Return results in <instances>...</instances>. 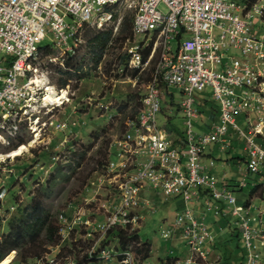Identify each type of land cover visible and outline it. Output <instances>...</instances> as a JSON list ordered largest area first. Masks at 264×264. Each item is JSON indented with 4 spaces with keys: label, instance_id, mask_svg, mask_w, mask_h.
Here are the masks:
<instances>
[{
    "label": "built area",
    "instance_id": "2783aa9c",
    "mask_svg": "<svg viewBox=\"0 0 264 264\" xmlns=\"http://www.w3.org/2000/svg\"><path fill=\"white\" fill-rule=\"evenodd\" d=\"M135 1L133 32L140 39L125 43L127 63L115 65L123 76L137 69L136 82L152 70L142 108L128 121L127 132L117 142L118 161L109 159L107 165L106 176L116 185L120 202L98 224L99 228L92 220L85 221L92 233H98L97 245L103 246L97 253V247L93 248L88 258H102L104 264H139L141 239L135 226L143 219L141 211L152 205L141 192L153 187L186 202L206 198L208 209L215 214L221 213L219 205L211 202L223 203L226 214L235 217L239 225L246 264H263L259 249L264 244L262 215L259 226L251 224L257 218H251L238 203L232 187L218 184L212 173L216 161L207 154L213 144L228 147L231 135L241 138L246 166L239 187L248 184L249 175L257 176L254 186L264 187V37H259L253 23L256 15L264 14L263 0L245 5L235 0H0V142L18 140L26 123L34 134L33 143L41 139L49 125L58 130L69 126L62 119L55 124L53 114L48 121L41 120V114L49 115L70 102V95L68 92L62 103H45L48 86L33 81L36 76L42 77L36 66L42 51L40 43L51 35L53 46H66L63 54L75 55L86 26L107 23L120 4L132 7ZM162 3L167 11L161 8ZM230 49L239 50L241 56L230 55ZM207 87L211 93L207 97L213 101L219 119L211 120L207 131L199 133L194 126V119L201 116L198 94L206 93ZM167 88H177L182 94L177 103L184 114L182 134L170 133L159 123L165 113ZM11 159L0 153V171ZM7 193L6 188L1 190L0 199ZM206 218L187 207L177 213L174 227L161 228L164 239L180 230L190 250L185 264H212L210 246L215 236ZM67 219L63 211L59 221ZM116 228L125 229L130 238L137 234L139 239L124 245L114 236L118 244L113 249L105 242ZM66 258L64 263L59 262L78 264Z\"/></svg>",
    "mask_w": 264,
    "mask_h": 264
},
{
    "label": "rangeland",
    "instance_id": "374dc122",
    "mask_svg": "<svg viewBox=\"0 0 264 264\" xmlns=\"http://www.w3.org/2000/svg\"><path fill=\"white\" fill-rule=\"evenodd\" d=\"M235 1L245 5L247 2L260 0ZM136 4L137 1L133 3L132 7L120 4L113 11L115 17L110 21L101 26L90 24L84 28L85 32L94 29L104 32L113 30V42L110 43L109 48L98 64L94 60L95 54L84 35L83 42L75 54L77 55L76 61L84 66L79 72L66 67L64 59L66 60L67 55L70 54L67 52L63 54L65 48H67L66 46L64 48L53 46L56 53L53 55L41 51L36 66L42 75V79L50 80L51 86L59 92L61 89H67L70 95V102L61 108H56L49 115L41 114V120L46 119L48 121L50 119L48 116L53 114L51 118L55 119V124H57V120L65 119L69 126L58 130L54 125H49L42 132L41 139L37 143H33L34 134L28 128V123H26L21 128L18 140L12 141L10 144L4 143L5 141L0 142L1 154H7L10 150L24 144H33L22 155L12 157L6 168L0 171V190L5 188L8 190L7 196L0 199V239L9 231L11 224L19 218L20 211L29 206L33 198H41V196L46 210L52 214V217L58 218V236L60 239L55 245L45 242L47 232L43 231L40 242H44L42 243L44 251L42 250L39 257H29L27 260H23L27 248L25 246L12 251L15 252V257L8 264H50L51 262L62 264L61 262L64 263L66 257L77 261L78 264H104L102 258H88L93 248L97 247L95 249L97 253L103 246L102 244L97 245L98 233H92L91 226L85 224V221L90 219L94 222L95 228H99L98 224L104 222L120 202L116 185L110 182V179L106 176L107 165L109 159L118 161L119 147L117 142L127 132V123L131 116L135 114L137 109L141 110L140 97L145 94L148 85V74H145L142 79L136 82V77L131 76V74H129L130 76H123L118 73L115 65L116 63H127L125 43L118 41L117 37L120 36L123 17L134 14ZM161 8L167 11L164 3L161 4ZM253 23L259 37H264L262 16L256 15L253 18ZM134 39L140 38L134 34ZM52 43V36L49 35L40 44L46 46ZM73 43V39H70L69 45L73 46ZM229 54L237 57L241 56L240 51L235 49H230ZM66 79L68 84L62 85V80ZM26 80L27 78L20 79V82L23 83ZM171 90L178 99L182 98V94L177 88ZM130 94L136 95L133 101H129L131 99ZM198 95L201 102L204 103L205 97L211 95L210 88L207 87L206 93H199ZM211 103L214 104L213 101ZM202 106L205 107L204 104H201ZM164 115L165 113L159 117L160 124L165 121ZM136 116L137 114H135ZM169 116H171L172 123L178 132L181 133L184 129L183 116L175 110L169 113ZM195 124L199 125L198 122H195ZM230 144L228 143V145ZM233 144H235V147L231 145L232 147L222 148L221 143L213 145L214 148L211 147L216 160L214 177L219 182H221L220 175L222 173L220 171L223 164L225 170L229 171L232 180L238 181V183L243 180L239 168L242 165L244 166V162L242 161L238 165L239 161L236 158L239 149L240 152L244 150L245 143L241 138L235 137ZM75 151L82 156L74 155ZM58 170H60V173L66 174V178H63L57 172ZM56 173H58V182L50 183V179L53 175L56 176ZM258 187L256 194L253 195V201H251L253 186L249 185L247 188L235 191L239 204L244 205L249 200L254 205L250 210V217L257 218L256 221H251L254 226L260 225L259 210L263 211L264 208H258L264 206V200L262 199L264 189L261 186ZM141 197L149 200L153 205L142 212L145 217L135 226L140 233V249H143L146 242L151 243L154 249L146 261L142 257L141 250H139L137 259L139 264H164L163 259L173 258L181 254L187 247L185 244H177L176 241L166 240L161 236V228H167L173 224L178 210L181 208L182 200L158 193L153 187L142 190ZM189 207L197 209L198 203L190 202ZM141 209V207L137 208L136 212ZM63 211H66V215L70 219L61 223L59 218ZM212 211L208 209V205L202 210L204 215H209ZM262 219L264 221L263 214ZM237 231L240 233L239 225L236 224L232 233H229V237H234L232 241L224 234V230H220L219 235L216 234L219 237V241H217L219 250L222 251L216 264H228L231 260H234L235 264L244 263V244L242 237L237 235ZM226 239L231 241L230 245L229 242H225ZM105 243L113 249H116L118 244L113 235ZM225 243L228 247L225 246ZM224 247H226L227 254L224 252ZM229 248L232 249V252L229 251ZM259 249L261 252L260 262L264 264V244H260ZM189 252V247H187L186 259L189 258ZM233 255L235 256L233 257ZM185 258L180 261L174 259L169 264L172 262L174 264H185V261H183ZM88 259L89 261L102 260V263H91ZM209 260L212 261L210 263L215 264V259L209 257ZM0 264H2V261H0Z\"/></svg>",
    "mask_w": 264,
    "mask_h": 264
},
{
    "label": "trees",
    "instance_id": "16d2710c",
    "mask_svg": "<svg viewBox=\"0 0 264 264\" xmlns=\"http://www.w3.org/2000/svg\"><path fill=\"white\" fill-rule=\"evenodd\" d=\"M252 2H256V1H252ZM113 17H115V14H113ZM262 20L264 21V14L262 16ZM133 22H134V14H132L131 16L129 15V16L123 17L121 21L122 29L119 33L120 36L117 37L118 41H122V43H126L127 40L132 41L134 39ZM89 32L84 31V37L87 39L89 46L92 49V52L95 54L94 60L96 61V64H98V62H100L103 55L105 54L106 50L109 48L110 43L113 42L112 41L113 40V30L111 29L110 31L104 32L101 30L94 29L93 31H89ZM41 50L45 51L46 54H51V55L56 54L55 51L53 50L52 44L41 46ZM76 56L77 55L68 56L65 60L66 61L65 65L67 68H73L75 72H79L80 70L84 68V66L82 63H78L76 61L77 59ZM151 70L149 72L148 71L144 72V74L140 76V79H142V77L145 74H148L149 79H150ZM138 72L139 71L135 69L129 74H131V76L133 77H137ZM67 81H68L67 79L62 80L61 84L62 85L68 84ZM129 97L131 98L129 99V101H133L136 95L130 94ZM140 98H141L140 102L142 105L143 95ZM174 98H175V93L171 89L167 88L166 95H165V101H164V108H165L164 112H166V110L169 109V106L175 105ZM211 106L214 109L213 107L214 105H211ZM199 109L203 116L207 115V116L212 117L214 114V112H212L211 110L208 111L203 106L202 107L199 106ZM138 113H139V110L137 109L135 111V114H138ZM135 114L131 116V119L135 118ZM168 130L172 132L174 130V126L170 124V127L168 126ZM175 132H177L178 134H182L183 131L180 133L176 129ZM74 155L78 156L81 154L75 151ZM57 172L60 173V170H58ZM57 174L58 173H56V176L55 175L52 176V178L49 181L50 183L58 182L59 178H57L58 176ZM60 174L62 175L63 178H66L67 176L66 174L65 175L62 173ZM218 184L227 185L225 182H223L222 184L218 182ZM258 186L259 185L253 188L252 195L257 192L259 188ZM201 192L204 193L205 195L208 194L206 191L205 192L201 191ZM20 212H21V215L19 216V218L11 224L9 231L6 234H4L3 237L0 239V261H2L5 255H7L8 253L14 250H18L19 248H24L25 246H27V248L25 249L23 260H27V258L29 257L30 258L39 257L40 253H42V250H43L42 243L44 242H40V238H41L43 231L47 232V238L45 239V242L47 241L55 245L58 243L60 239V237L58 236V231H59L58 218L56 219L52 217V214L46 210V207L43 204L42 196L41 198L39 197L33 198L32 203L29 206L25 207ZM111 235L119 238L120 242L124 245H127L130 240L132 241V240L139 239V235L137 234H134L131 238L128 237L129 233L125 229H122V228L114 229ZM143 246L144 247L143 249H141L140 252H142V257L144 258V260H147L150 256L151 245L150 243L146 242L144 243ZM243 259H244V255H243Z\"/></svg>",
    "mask_w": 264,
    "mask_h": 264
},
{
    "label": "crops",
    "instance_id": "0c3cea01",
    "mask_svg": "<svg viewBox=\"0 0 264 264\" xmlns=\"http://www.w3.org/2000/svg\"><path fill=\"white\" fill-rule=\"evenodd\" d=\"M182 99V98H181ZM181 99H178L177 98V96L175 95V98H174V101H175V104H179V102L181 101ZM176 105V106H170L169 107V109L170 110H166V115H164L165 116V121H164V127H165V129L168 131V132H170L169 130H168V126L170 127V124H172L173 126H174V124L172 123V118H171V116H169V113H171L173 110H175L176 112H178L179 114H181V116H183L182 117V119H183V127H184V114H183V111H182V109H181V107L179 106V105ZM201 104L203 105L204 104V106H205V108L209 111V110H211L212 112H214L215 110V108L213 109L212 108V106L211 105H214V104H212L211 103V100L208 98V97H205V102L204 103H202V102H200L199 103V105L198 106H201ZM207 105V106H206ZM211 116H203L202 114H201V116L199 117V118H197V119H194L195 121H194V126H195V130L197 131V132H199V133H202V132H205V131H207V126L209 125V123H211V120H213V119H219V113H218V111H216V112H214V114H213V116L210 118ZM62 120H65V119H62ZM195 122L197 123L198 122V126H197V124H195ZM204 128L203 130L201 129V128ZM177 128L174 126V132L172 131V132H170V133H174V134H177V132H175V130H176ZM233 136V137H232ZM235 137H237V136H234V135H231L230 136V145L228 146V147H230L231 145L232 146H234L235 147V144H233L234 143V138ZM213 145H216V144H213ZM213 145H211L210 146V148L209 149H207V154H208V156L209 157H211V158H214V154H213V151L211 150V147L213 146ZM231 146V147H232ZM215 146H213L212 148H214ZM222 148H224V146L222 147ZM207 159V158H206ZM206 159H205V161H206ZM236 160H238L239 162H238V165H239V163L241 164V162L243 161L244 162V166L242 165L240 168H239V170H240V173H241V176L243 177V174H242V171L245 169V166H246V156H245V151L243 150V151H241L240 152V149H239V151H238V156H237V158H236ZM215 169H216V163H215V165H214V167L212 168V173L214 174V172H215ZM222 174L220 175V180H221V182H219L220 184H222L223 182H225L228 186H230V187H232L233 188V190L234 191H236L237 189H239V190H242V189H244V188H247L249 185H251V186H253V188L255 187V186H257V185H253V182L255 181V180H257V176H255V175H249L248 176V178H247V182H248V184L244 187V188H241V187H239V184H240V182L238 183V181H235V180H232V177L230 176V173H229V171L228 170H225V165L223 164V168H222V170L220 171ZM259 186H261L262 187V189H264V187L262 186V185H259ZM252 191H253V189H252ZM159 193V192H158ZM256 194V193H255ZM255 194H253V195H255ZM253 195H252V197H251V201H253ZM177 198H180L181 200H182V205H181V208L178 210V212L179 211H181V210H183L184 208H187V207H189V203L190 202H186L185 200H183L182 199V197H177ZM262 199L264 200V194H263V196H262ZM180 200V201H181ZM194 202H197L198 203V207H196L197 209H192L197 215H202V216H204V213L202 212V210H204L205 208H206V205H207V200H206V198H202V199H196V200H193ZM193 201H191V202H193ZM152 203V202H151ZM248 203V204H247ZM219 205V210H220V214H215V212L214 211H212L209 215H205L207 218H206V222L208 223V225L210 226V228H211V230H212V232H213V235L215 236V239H214V242L211 244V255H210V257L211 258H213V259H215V264L217 263L216 261H217V259H219V257H220V254L222 253V251H220L219 250V247H218V242L217 241H219V237H218V235L220 234V230L222 231V230H224V234H226L228 237L230 236V234L232 233V230H234L235 229V226H236V223H235V217H232L230 214H226V212H227V208L225 207V205L223 204V203H217V202H215V201H212L211 202V205H213V206H215V205ZM153 205V204H152ZM152 205H151V207H152ZM248 211H249V213H251L250 212V210L252 209V207L254 206L253 204H252V202H250L249 200H247L246 201V203L243 205ZM262 207H264V206H259L258 208H262ZM189 208H192V207H189ZM263 211H261V210H259V214L260 215H264V208L262 209ZM141 211V210H140ZM143 211H145V210H142L141 211V215L143 216V219H144V215L142 214V212ZM177 216V215H176ZM176 218V217H175ZM175 220V219H174ZM169 225H171V224H169ZM174 225V221H173V224L171 225V226H169V228H172V227H174L173 226ZM229 225V226H228ZM174 229V228H173ZM215 233V234H214ZM219 233V234H218ZM230 233V234H229ZM140 234V233H139ZM216 234H218V235H216ZM222 234V233H221ZM241 233H239V231H237V235L240 237L241 235H240ZM234 236V235H233ZM233 238L234 237H229L228 239L229 240H233ZM172 240V241H176L177 242V244L179 243H181V244H185V246H188L187 245V243L183 240V238L181 237V232H180V230L179 229H177L173 234H172V236L170 237V238H167L166 240ZM229 240H225V242H229V245H230V242L231 241H229ZM150 245H151V252H150V256H151V253H152V251H153V249H154V246L150 243ZM225 246L226 247H228L227 246V244L225 243ZM226 247H224V252H225V254H227V250H226ZM229 251L230 252H232V249L231 248H229ZM234 252H236L235 250H234ZM217 254H218V256H217ZM224 254V253H223ZM186 255H187V247L181 252V254H178L177 256H175V257H173V258H170V257H168V258H166V259H163V262H164V264H165V262H167V264H169L172 260H174V259H176V261L177 260H181V259H183V258H185L186 257ZM149 256V257H150ZM235 255H233V257H234ZM233 257H232V259H233ZM177 258H180V259H177ZM169 259H170V261H169ZM146 261V260H145ZM171 264H174L173 262L171 263ZM228 264H235V262H234V260H231V262H229ZM243 264H246V250H245V248H244V263Z\"/></svg>",
    "mask_w": 264,
    "mask_h": 264
},
{
    "label": "bare ground",
    "instance_id": "6f19581e",
    "mask_svg": "<svg viewBox=\"0 0 264 264\" xmlns=\"http://www.w3.org/2000/svg\"><path fill=\"white\" fill-rule=\"evenodd\" d=\"M34 82H37L39 85L41 84L42 86H48V94L45 98V103H62L63 99L67 98V89L63 91L62 94L58 93L56 89H54V87L48 85V81L47 79H42V77L40 76H36L33 80ZM39 135V134H38ZM37 135V136H38ZM33 142V141H32ZM33 145L32 143L30 145L28 144H24L21 147H17L13 150H10L9 152H7V154H4V157H16L18 155H22L24 153V151L28 150L29 146ZM15 257V252H11L8 256H6L3 260H2V264H8L12 261V259Z\"/></svg>",
    "mask_w": 264,
    "mask_h": 264
}]
</instances>
